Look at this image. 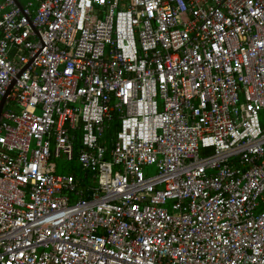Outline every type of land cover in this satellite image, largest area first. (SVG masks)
I'll list each match as a JSON object with an SVG mask.
<instances>
[{
    "label": "built area",
    "instance_id": "obj_1",
    "mask_svg": "<svg viewBox=\"0 0 264 264\" xmlns=\"http://www.w3.org/2000/svg\"><path fill=\"white\" fill-rule=\"evenodd\" d=\"M18 1L0 264H264V0Z\"/></svg>",
    "mask_w": 264,
    "mask_h": 264
},
{
    "label": "rangeland",
    "instance_id": "obj_2",
    "mask_svg": "<svg viewBox=\"0 0 264 264\" xmlns=\"http://www.w3.org/2000/svg\"><path fill=\"white\" fill-rule=\"evenodd\" d=\"M262 119V118H261ZM54 165H55V172H62V168H69L70 167H77L78 163L76 161H69L65 158V156L61 155L59 158H56L54 160ZM157 172V168L155 165H151V166H146L143 168V174L144 176H152Z\"/></svg>",
    "mask_w": 264,
    "mask_h": 264
},
{
    "label": "trees",
    "instance_id": "obj_3",
    "mask_svg": "<svg viewBox=\"0 0 264 264\" xmlns=\"http://www.w3.org/2000/svg\"><path fill=\"white\" fill-rule=\"evenodd\" d=\"M112 125H113L112 127L114 128L116 126V123L114 122ZM64 170L65 171H62L61 173H69V172H72V173H75L76 175H79V176L82 175V172L77 167H73L72 166V167H70V169L69 168H64Z\"/></svg>",
    "mask_w": 264,
    "mask_h": 264
},
{
    "label": "water",
    "instance_id": "obj_4",
    "mask_svg": "<svg viewBox=\"0 0 264 264\" xmlns=\"http://www.w3.org/2000/svg\"><path fill=\"white\" fill-rule=\"evenodd\" d=\"M14 1L19 7H22L18 0H14ZM34 30L37 32L36 28H34ZM10 89H11V85L8 88L7 93L9 92ZM4 101H5V96L1 99V102H0V121L2 120V110H3V107H4Z\"/></svg>",
    "mask_w": 264,
    "mask_h": 264
}]
</instances>
